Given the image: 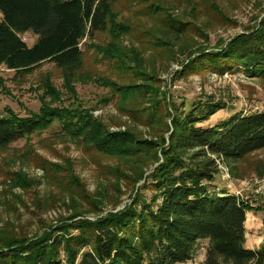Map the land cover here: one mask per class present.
Wrapping results in <instances>:
<instances>
[{
	"label": "trees",
	"instance_id": "1",
	"mask_svg": "<svg viewBox=\"0 0 264 264\" xmlns=\"http://www.w3.org/2000/svg\"><path fill=\"white\" fill-rule=\"evenodd\" d=\"M119 1L0 0V66L25 77L53 63L71 88L85 67L84 40L110 33L118 41L128 32L113 17ZM174 30L177 36L187 31ZM27 34L36 37L32 46L23 39ZM98 50L122 67L128 61L135 63V76L147 75L138 71L137 55L128 57L117 43ZM202 70L222 75L243 72L264 82V19L225 45L211 51L201 48L181 74ZM108 86L124 102L157 93L146 83L109 82ZM222 109L217 103H202L181 116L160 115L161 121L171 120V126L166 124L170 136L163 144L153 143L156 162L141 176L143 187L152 192L150 200L141 193L142 187L130 204L105 216L75 215L70 223L35 238L12 239L0 245V264H186L205 241L203 264H264V244L256 250L246 245L252 205L216 184L218 162L231 168L264 150V112L237 114L214 127L201 126ZM55 122L110 157H132L144 145L129 132H110L90 111L45 106L39 115L28 118L11 112L0 116V148L29 139Z\"/></svg>",
	"mask_w": 264,
	"mask_h": 264
},
{
	"label": "rangeland",
	"instance_id": "2",
	"mask_svg": "<svg viewBox=\"0 0 264 264\" xmlns=\"http://www.w3.org/2000/svg\"><path fill=\"white\" fill-rule=\"evenodd\" d=\"M113 17L128 32L118 41L106 33L82 42L85 67L72 89L53 63L25 77L0 66V116L11 112L28 118L39 115L45 106L90 111L110 132H129L144 145L132 157H110L55 122L29 139L0 148V245L15 238H35L70 223L75 215L105 216L130 204L144 186L142 174L156 162L153 143L169 140L166 124L171 126V120L161 121L160 115L181 116L202 103L223 105L225 109L201 124L207 128L237 114L264 112L261 79L243 72L181 74L201 48L214 50L254 29L264 19V0H120ZM175 27L187 31L177 36ZM23 39L29 46L36 41L32 34ZM113 43L130 58L135 53L138 71L147 75L135 76L136 64L131 61L122 67L117 59L103 57L98 47ZM109 82L146 83L157 93L124 102ZM150 99L161 102L151 104ZM218 165L217 187L253 207L246 237L247 247L257 249L264 244V150L231 168ZM141 193L152 197L147 188ZM207 245L201 243L186 264H203Z\"/></svg>",
	"mask_w": 264,
	"mask_h": 264
},
{
	"label": "crops",
	"instance_id": "3",
	"mask_svg": "<svg viewBox=\"0 0 264 264\" xmlns=\"http://www.w3.org/2000/svg\"><path fill=\"white\" fill-rule=\"evenodd\" d=\"M250 213H251V214H253V212H249L248 214H250ZM247 216H248V215H247ZM246 245H247V244H246ZM248 248H249V249H252V250H256V248H255V247H251V248H250V247H248ZM259 248H260V247H257V249H259Z\"/></svg>",
	"mask_w": 264,
	"mask_h": 264
},
{
	"label": "built area",
	"instance_id": "4",
	"mask_svg": "<svg viewBox=\"0 0 264 264\" xmlns=\"http://www.w3.org/2000/svg\"><path fill=\"white\" fill-rule=\"evenodd\" d=\"M219 163V162H218Z\"/></svg>",
	"mask_w": 264,
	"mask_h": 264
}]
</instances>
